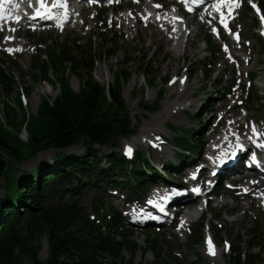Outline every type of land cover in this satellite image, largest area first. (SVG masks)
Returning a JSON list of instances; mask_svg holds the SVG:
<instances>
[{
	"label": "rangeland",
	"instance_id": "obj_1",
	"mask_svg": "<svg viewBox=\"0 0 264 264\" xmlns=\"http://www.w3.org/2000/svg\"><path fill=\"white\" fill-rule=\"evenodd\" d=\"M257 2L259 1L253 0L251 3V0H240L241 5L230 25L240 36V40L235 43H231L227 31L220 34L225 40L223 43L217 39L216 34L209 33L206 25L196 28L187 26L186 22L181 23V28L187 32L184 40L187 52L185 50L186 53H183L184 49L181 50L177 61L173 57L171 34L165 33L162 40H159L160 36L151 24L153 22L146 23L144 13L147 12L142 9L143 6H129L124 2H114L112 5L111 1L98 2L93 7H85L81 14L66 23L64 28L20 24L9 26L11 33L5 34L0 30V66L17 83L9 98L0 97V125L11 135H17L25 141L26 118L35 116L44 100L54 101L59 96L57 72H64L72 91L80 89L81 78L86 80L89 77L86 73L88 65L74 63L67 60L66 56L79 59L89 51L88 62L93 66L91 74L94 81L106 88L113 86V92L115 89L120 90L124 107L136 127V135L123 140L122 150L127 156H132L133 151L144 153L157 170L165 172V169H172L171 164L179 165L178 149L174 143L176 137H183L182 129L195 128L190 141H203L207 144L206 148H200L196 155V166L192 165L190 169L185 170L178 168V174L175 176L178 187L172 185L168 188L173 194L171 204L174 207L171 208L175 210L174 213L164 210L166 216L153 217V213L146 216L144 212L139 213L144 201L126 202L122 199L121 191L112 188L103 192L107 206L102 212L108 211L110 206L120 211L125 227L133 230L128 233L129 239L138 247L134 253L124 250L121 261L118 260L115 264L152 262L156 251L149 247V243L153 240L157 241L162 256L172 264H212L213 260L218 258L224 264H229L230 256L234 254L232 248L239 246L246 253H259L258 248L249 251L248 240L253 229L264 225V202L258 198V195L264 193V177L247 178L246 173L249 170L240 173L237 166L238 172L232 176L237 181L230 184L227 181L231 178L226 177L232 171H220L216 177L219 184L224 186L215 197H205L201 193L192 195L190 183L199 174L208 177L207 167L211 166L207 156H210L209 148L220 144V137L227 134L223 132H229L233 128L231 133L235 134L237 130L254 125L264 129V113L249 107L254 98L249 99L245 94L246 88L251 89L247 75L252 72L254 77L251 82L257 91L255 96L264 102V38L261 41L256 38V34L260 35L261 32L259 17L263 13L260 10L255 12L254 4ZM76 7L73 5V8ZM102 16H106L104 23L100 20ZM191 17L190 21L195 19ZM14 29L18 30L12 34ZM188 34L191 40H188ZM229 45H232L231 53ZM32 51L40 53L41 58L49 62L50 69L45 81L34 69L36 67L32 66ZM169 62L171 67L167 66ZM200 68H205L207 73ZM182 87L188 90L183 99L180 98ZM9 104L16 112L15 124H21L20 130L16 129L14 124L6 122L5 112ZM150 122L153 123L151 126ZM206 131L209 133L202 137ZM139 133L145 134L143 139L138 141L136 136ZM156 135L159 137L154 138ZM249 135L248 131L243 133L244 138ZM262 139L264 137L258 140ZM258 140L254 141L253 146L260 144ZM51 150L53 149L38 154L36 158L27 159L19 169H31L49 157ZM80 150L81 148H78L75 151ZM181 153L188 156L186 151ZM201 155L204 156V161L199 164L197 159ZM226 158L228 157L223 159L219 167H222ZM243 164L242 159L239 165ZM117 178L119 180L120 176ZM181 181L185 184L179 186ZM181 191L183 195H188L193 203L201 202L206 206L202 213L203 218L191 220L188 226L181 225L184 221L181 217L184 205L177 206L181 204L178 197ZM189 191L191 194L187 193ZM83 207L91 218L98 221L90 198L84 197ZM152 208L154 205L150 206L151 212ZM201 222L206 226L199 230L201 238L193 245L189 238ZM209 239L214 241L216 250L223 251V256L214 259L216 255L207 254ZM47 255V237L43 236L38 256L45 260ZM102 261L108 264L107 260ZM256 262L264 264V255L257 257ZM21 264L30 263L23 259Z\"/></svg>",
	"mask_w": 264,
	"mask_h": 264
},
{
	"label": "trees",
	"instance_id": "obj_2",
	"mask_svg": "<svg viewBox=\"0 0 264 264\" xmlns=\"http://www.w3.org/2000/svg\"><path fill=\"white\" fill-rule=\"evenodd\" d=\"M259 5L264 13V0H259ZM100 20L104 23L106 17ZM256 38L261 41L258 35ZM36 53L30 61L45 81L50 65ZM89 55L87 51L79 59L66 56L74 63L87 64L89 77L81 78L80 89L72 91L64 72H57L59 96L54 101L44 100L38 113L26 118L25 141L0 125V264H21L23 259L30 264H104L103 259L115 264L121 261L124 250L134 253L138 247L129 239L128 233L133 230L125 227L120 211L110 206L108 211L102 212L107 206L103 192L108 188L120 190L123 200L139 203L149 187L167 184L180 166L187 168L193 164L200 148L206 145L203 141H190L195 128L182 129L183 137H176L174 143L179 165L171 164L172 169H165V174L157 170L144 153L134 151L128 157L122 150V141L134 136L136 127L124 107L120 90L113 92V86L106 88L94 81ZM200 70L207 73L205 68ZM252 79L253 76L251 89L245 90L247 98H254L249 107L264 113V102L255 96L257 91ZM16 84L0 66V97L9 98ZM18 99L21 102L20 97ZM7 107L6 122L16 126V112L10 104ZM16 129L20 130L21 124ZM208 133L206 131L202 137ZM78 148L81 150L76 152ZM49 149L53 150L45 160L31 169H19L24 161ZM220 189L217 187L213 193ZM84 197L91 199L98 221L83 207ZM202 226L203 223H199L189 238L193 245L201 238ZM43 236L48 242L45 260L38 256ZM249 237V251L258 248L259 253H246L240 246L232 248L234 254L229 264H256L257 257L264 255V225L253 229ZM149 247L156 252L154 260L146 264H172L162 256L156 240L151 241Z\"/></svg>",
	"mask_w": 264,
	"mask_h": 264
},
{
	"label": "bare ground",
	"instance_id": "obj_3",
	"mask_svg": "<svg viewBox=\"0 0 264 264\" xmlns=\"http://www.w3.org/2000/svg\"><path fill=\"white\" fill-rule=\"evenodd\" d=\"M74 0H71L69 1V3H73ZM125 3L129 6H132V5H138V6H143V10L146 11L147 13H144V18L146 19V23H151L153 26H155L156 28V32L157 34L160 36V39L159 40H162V38L165 36V33H169L171 34V39L173 40V51H174V60L177 61V58L179 56V52L183 49V53L185 52L186 48L184 47V40H185V30H183V28H181V23H184V22H188L189 18H184L183 21H180L179 20V17L178 15L180 14L179 12V8L177 6H172L170 8H168L166 11H162L163 10V7L159 5L158 6H155V7H151L149 2H133V3H128L127 1H125ZM157 3V2H155ZM153 3V4H155ZM254 7L257 8V6L255 5ZM16 9V8H15ZM72 8L70 7H58V10H52V13L56 11V18H58V20L60 19V14L62 13L63 14V17L67 18L70 14V11ZM74 11V13L76 12L75 8L72 9ZM59 11V12H57ZM131 11V10H130ZM136 11V10H135ZM18 12V11H17ZM137 12V11H136ZM177 13V14H176ZM128 17V16H127ZM135 18V17H134ZM261 18V16H260ZM261 21V33L263 34L264 36V20L260 19ZM26 22H32L31 19H29L28 17L26 18ZM54 23V22H53ZM27 24V23H25ZM24 24V25H25ZM55 24V23H54ZM23 25V24H22ZM201 27V26H200ZM154 28V27H153ZM191 29V28H190ZM200 30V29H199ZM182 31V32H181ZM17 32V29L15 30V33ZM11 35V34H10ZM169 36V35H168ZM158 37V36H157ZM188 40H191L190 37H189V34H188ZM153 41H154V38H153ZM163 42V41H162ZM231 43H235V42H231ZM187 47V46H186ZM231 47L232 45H229V52L231 53ZM172 51V52H173ZM187 52V50H186ZM185 52V53H186ZM182 53V54H183ZM228 53V51L226 52ZM183 56V55H182ZM173 60V59H172ZM171 62H169L167 64L168 67H171ZM254 74L251 72V73H248V76H253ZM181 89V92H180V98L183 99L185 96H186V92L188 91L187 88H184L182 87ZM192 103H189V105H191ZM166 110H167V107H166ZM173 113V111H172ZM233 123H235V121H233ZM153 123L150 122V126L152 125ZM227 127V126H226ZM233 128H231L229 130V132H223V133H227V134H224L223 136H221L219 139V143L221 141H223V156H226V155H229L231 150H230V144L234 141L237 140V137L235 136V134H231V130ZM236 129V128H235ZM238 132H240V130H237ZM145 133H139L138 136H136V139L139 141V140H142L143 139V136H144ZM240 134H242V132H240ZM135 141V140H134ZM252 144V143H250ZM240 158H244L243 155L240 156ZM214 161H216V163L220 166L221 163L223 162V158H218V159H215ZM239 159L233 161L235 162L236 166H243V165H239ZM252 162V161H251ZM190 166V165H189ZM188 166V167H189ZM188 169V168H187ZM190 169V168H189ZM182 177V176H181ZM197 182H200V181H197ZM196 189V188H195ZM262 191V190H261ZM193 192H195V190H193ZM151 193H152V196H156L157 193L155 191V188H152L151 189ZM188 194H191V192H187ZM180 195H178V197H180L179 199V202L181 204H178L177 206L179 207L180 205L182 206L184 204V211H183V216L182 218L184 219V221L182 222L181 225L183 226H187L188 223L191 221V220H195L199 215H202V212L204 211V204L203 203H199V202H192V200H190L188 198V195H183L184 193L183 192H179ZM258 198L260 200H262L264 202V193L262 192V194L258 195ZM192 202V203H191ZM176 207V208H178ZM186 207V208H185ZM144 213H146V215H150L152 212L148 209H145L143 211ZM200 213V214H199ZM199 214V215H197ZM136 215V214H135ZM197 215V216H196ZM196 216V217H195ZM209 241V240H208ZM208 247H213V245H209ZM208 247H206L208 249ZM217 249V248H216ZM209 250V249H208ZM220 253V255H219ZM207 254L210 255V256H214V259L217 257V256H223V251H218V250H215V252L213 254H211L210 252L207 251ZM212 264H224L223 262H221V259H216V260H213Z\"/></svg>",
	"mask_w": 264,
	"mask_h": 264
},
{
	"label": "snow or ice",
	"instance_id": "obj_4",
	"mask_svg": "<svg viewBox=\"0 0 264 264\" xmlns=\"http://www.w3.org/2000/svg\"><path fill=\"white\" fill-rule=\"evenodd\" d=\"M30 2H31V0H30ZM38 2L40 4V8L45 9L47 11H50L51 8H54V7H65L66 8V0H56V2L51 4V5L46 3V0H38ZM236 2H237V0H218L217 10L220 11L222 17H224V16L227 15V13H225L223 11V5L224 4H228L229 5L228 12L230 13L232 11L231 5L233 3H236ZM0 7H3V5L0 4ZM158 7H159V5H158ZM40 8L37 9L36 15H44L45 14L44 12L40 11ZM257 11H259V8H257ZM2 19H3V16H0V20H2ZM15 19L19 20L20 17H16ZM261 19L264 20V14H261ZM221 23L225 24V26L227 27L225 19L222 18L221 19ZM214 31H216V30L214 29ZM237 37H238V34H237ZM225 48L227 49V45L225 46ZM8 51H12V49H8ZM209 244L211 245V240L210 239H209Z\"/></svg>",
	"mask_w": 264,
	"mask_h": 264
}]
</instances>
